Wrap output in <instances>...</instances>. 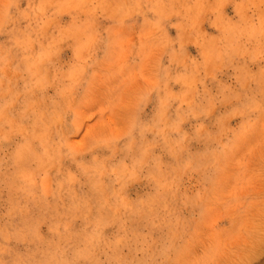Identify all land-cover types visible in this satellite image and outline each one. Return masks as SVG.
<instances>
[{
	"label": "rangeland",
	"instance_id": "374dc122",
	"mask_svg": "<svg viewBox=\"0 0 264 264\" xmlns=\"http://www.w3.org/2000/svg\"><path fill=\"white\" fill-rule=\"evenodd\" d=\"M0 264H264V0H0Z\"/></svg>",
	"mask_w": 264,
	"mask_h": 264
}]
</instances>
